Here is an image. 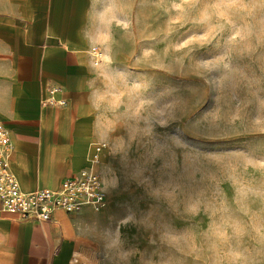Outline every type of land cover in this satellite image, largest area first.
Here are the masks:
<instances>
[{
  "label": "rangeland",
  "instance_id": "obj_1",
  "mask_svg": "<svg viewBox=\"0 0 264 264\" xmlns=\"http://www.w3.org/2000/svg\"><path fill=\"white\" fill-rule=\"evenodd\" d=\"M216 3L135 0L149 67L111 78L108 205L73 264H264V0Z\"/></svg>",
  "mask_w": 264,
  "mask_h": 264
},
{
  "label": "crops",
  "instance_id": "obj_2",
  "mask_svg": "<svg viewBox=\"0 0 264 264\" xmlns=\"http://www.w3.org/2000/svg\"><path fill=\"white\" fill-rule=\"evenodd\" d=\"M134 4L0 0V123L10 131L8 162L22 191L57 190L84 169L105 177L112 150L102 109L111 78L149 67L139 63L147 38L136 27ZM95 47L102 52L97 64ZM51 87L60 89L63 106L44 103ZM89 210L56 211L47 222L0 212V264H73Z\"/></svg>",
  "mask_w": 264,
  "mask_h": 264
},
{
  "label": "built area",
  "instance_id": "obj_3",
  "mask_svg": "<svg viewBox=\"0 0 264 264\" xmlns=\"http://www.w3.org/2000/svg\"><path fill=\"white\" fill-rule=\"evenodd\" d=\"M91 53L97 64L102 58V52L95 47ZM59 92L58 87L49 88L44 103L63 106L65 102L57 98ZM12 150L10 131L0 123L1 213L15 215L22 221L47 222L52 219L56 211L74 214L89 208L100 212L107 207L108 192L105 182L102 175L93 169L81 170L73 177L65 179L57 190L22 191L8 162Z\"/></svg>",
  "mask_w": 264,
  "mask_h": 264
},
{
  "label": "clouds",
  "instance_id": "obj_4",
  "mask_svg": "<svg viewBox=\"0 0 264 264\" xmlns=\"http://www.w3.org/2000/svg\"><path fill=\"white\" fill-rule=\"evenodd\" d=\"M213 7L216 9L217 17L220 19L228 18V10H248L245 0H217V3L213 5ZM109 11H111V9H109ZM204 16L208 19H211V17L207 13H205ZM237 37L243 38L240 37V33L236 34V38ZM103 59L105 60V62H110L109 57H104ZM134 87H136V85ZM97 100H103V96H98ZM142 105L143 102H141V105L138 106L137 113L139 112V107H142Z\"/></svg>",
  "mask_w": 264,
  "mask_h": 264
}]
</instances>
